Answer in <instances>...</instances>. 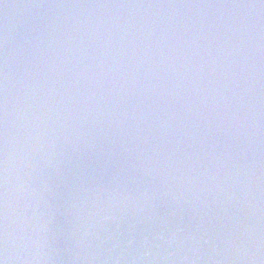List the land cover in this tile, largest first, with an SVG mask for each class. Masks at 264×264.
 <instances>
[{"label":"water","instance_id":"obj_1","mask_svg":"<svg viewBox=\"0 0 264 264\" xmlns=\"http://www.w3.org/2000/svg\"><path fill=\"white\" fill-rule=\"evenodd\" d=\"M4 264H264V0H0Z\"/></svg>","mask_w":264,"mask_h":264},{"label":"snow or ice","instance_id":"obj_2","mask_svg":"<svg viewBox=\"0 0 264 264\" xmlns=\"http://www.w3.org/2000/svg\"><path fill=\"white\" fill-rule=\"evenodd\" d=\"M0 264H4V262L2 260H0Z\"/></svg>","mask_w":264,"mask_h":264}]
</instances>
